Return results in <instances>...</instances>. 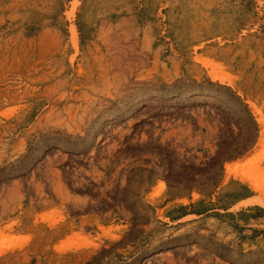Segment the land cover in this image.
<instances>
[{"label":"rangeland","instance_id":"rangeland-1","mask_svg":"<svg viewBox=\"0 0 264 264\" xmlns=\"http://www.w3.org/2000/svg\"><path fill=\"white\" fill-rule=\"evenodd\" d=\"M257 107L264 0H0V264H264Z\"/></svg>","mask_w":264,"mask_h":264},{"label":"bare ground","instance_id":"bare-ground-1","mask_svg":"<svg viewBox=\"0 0 264 264\" xmlns=\"http://www.w3.org/2000/svg\"><path fill=\"white\" fill-rule=\"evenodd\" d=\"M73 32H74V39H76V31H75V27L72 28ZM77 42V41H76ZM213 76L216 77V73H214L213 71ZM219 78L221 79L222 82H225V80H227L226 77H224L222 74L221 75H218ZM247 103H249L250 105H253V102L248 100ZM256 109V112H257V120L259 122H264V114L263 112L257 108ZM264 141V139L262 138L259 142V145ZM254 164V161L252 160V158H247V159H244V160H239V161H236V162H233V163H227L226 164V170H227V173H231L239 168H243V170H247L248 168L250 169V167ZM246 177L251 180L252 184L254 185V187L256 188H260L262 182H264V171L262 168H259L255 171H251L250 174L248 173L246 175Z\"/></svg>","mask_w":264,"mask_h":264}]
</instances>
